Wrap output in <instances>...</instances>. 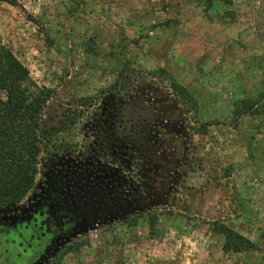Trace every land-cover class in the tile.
Instances as JSON below:
<instances>
[{
    "label": "rangeland",
    "instance_id": "obj_1",
    "mask_svg": "<svg viewBox=\"0 0 264 264\" xmlns=\"http://www.w3.org/2000/svg\"><path fill=\"white\" fill-rule=\"evenodd\" d=\"M15 1L0 2V39L38 86L53 91L43 125L96 97L126 68L137 95L118 108L119 120L149 129L133 137L150 151L146 192L111 201L104 220L59 238L39 263L33 248L44 253L45 241L11 230L5 243L0 234V264H51L67 247L61 264H264V108L238 122L233 115L236 103L264 94V0ZM172 79L193 105L174 95ZM82 122L57 139L78 143L86 157L64 165L93 170L98 155L114 149L99 118ZM43 185L0 209V220L19 219ZM149 214L158 220L153 234ZM215 222L256 248L225 254Z\"/></svg>",
    "mask_w": 264,
    "mask_h": 264
},
{
    "label": "trees",
    "instance_id": "obj_2",
    "mask_svg": "<svg viewBox=\"0 0 264 264\" xmlns=\"http://www.w3.org/2000/svg\"><path fill=\"white\" fill-rule=\"evenodd\" d=\"M215 1L223 2V0H208V3L213 5ZM0 2L16 5L15 0H0ZM127 73V69L124 68L112 85L101 90L94 98L78 100L76 108L70 107L64 110L52 126L46 127L43 125L42 117L53 97V91L38 86L32 80L29 70L2 44L0 39L1 210L19 205L35 190L38 177L43 170L42 166L47 165L48 160L61 157L63 153L73 156L82 152L78 143L69 145L63 139L58 141L57 138L62 134L71 135L82 128L84 126L82 121L85 118L100 119L102 130L114 149L103 152L101 157L114 172L127 181L128 185L124 188L129 187L132 193L139 192L146 180V163L149 161L147 153L150 149L144 147L146 142L133 137L135 132L142 133L138 125L129 128L118 120V108L137 95V89L130 85ZM160 73V76L168 74L164 69ZM171 87L179 100L186 104L191 102L190 104L193 105V97L187 88L174 79L171 80ZM234 107L235 122L244 117L257 116L264 108V94L257 100L249 98L236 103ZM206 128V125L202 126V134H206ZM143 130L144 133H149V129ZM51 138L52 153L49 152ZM85 138L89 140L88 146H90V135L86 134ZM149 144L150 147L154 146L152 142ZM131 178H138L139 182L136 184ZM125 220L128 226H138L137 218L128 216ZM147 222L149 231L153 234L158 227L156 216L149 214ZM212 234L223 239L225 254H241L256 248L250 239L223 222L213 223ZM71 251L72 248L67 247L51 264H61L64 256Z\"/></svg>",
    "mask_w": 264,
    "mask_h": 264
},
{
    "label": "flooded vegetation",
    "instance_id": "obj_3",
    "mask_svg": "<svg viewBox=\"0 0 264 264\" xmlns=\"http://www.w3.org/2000/svg\"><path fill=\"white\" fill-rule=\"evenodd\" d=\"M143 129L145 128L141 129L142 132ZM81 154L71 156L63 153L61 157L48 160L39 176L46 175L37 180H43L44 185L38 191L33 204L29 205L13 223L0 220V234L6 236L5 243L11 230H15L21 236L27 232L33 233L38 240H43L46 244L44 253L36 247L33 248L36 262H40L48 253L53 252L54 244L59 238L67 237L93 225L96 221L104 220L110 212L108 209L111 201H128V197L141 195L145 189L141 186L139 192L132 193L129 187L124 188L128 185L127 181L106 164L101 154L97 158L99 165L93 170L64 165L66 160L81 161L83 157Z\"/></svg>",
    "mask_w": 264,
    "mask_h": 264
}]
</instances>
